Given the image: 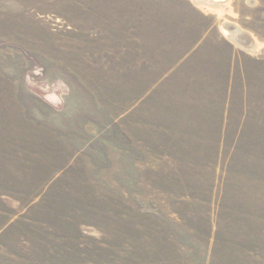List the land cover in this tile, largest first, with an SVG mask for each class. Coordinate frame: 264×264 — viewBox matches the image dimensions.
Segmentation results:
<instances>
[{
  "label": "rangeland",
  "instance_id": "obj_1",
  "mask_svg": "<svg viewBox=\"0 0 264 264\" xmlns=\"http://www.w3.org/2000/svg\"><path fill=\"white\" fill-rule=\"evenodd\" d=\"M225 2L0 0V264H264V0Z\"/></svg>",
  "mask_w": 264,
  "mask_h": 264
},
{
  "label": "crops",
  "instance_id": "obj_2",
  "mask_svg": "<svg viewBox=\"0 0 264 264\" xmlns=\"http://www.w3.org/2000/svg\"><path fill=\"white\" fill-rule=\"evenodd\" d=\"M186 61V60H185ZM189 64V62L187 61L186 63H182L179 67V70H181L183 68V66H187ZM231 73L233 74V71H231ZM230 79L227 80V86H226V91L227 92H232L234 90V87L235 85H229ZM228 98L227 100L224 101V105H223V114H221V116H217V117H214L212 120H210V122L212 123H215V133L216 136L214 138L217 139V141H219V145H220V149H222V144L224 143V141L228 138L227 137V130H228V107H229V102H228ZM242 118V116H241ZM242 127V125H241ZM202 138H205V137H202ZM242 138V135L241 133H238L236 136H235V139H241Z\"/></svg>",
  "mask_w": 264,
  "mask_h": 264
},
{
  "label": "bare ground",
  "instance_id": "obj_3",
  "mask_svg": "<svg viewBox=\"0 0 264 264\" xmlns=\"http://www.w3.org/2000/svg\"><path fill=\"white\" fill-rule=\"evenodd\" d=\"M196 1H200V2H204V1H208V2H210L211 4H213V5H218V6H222V5H224V3H226L225 1H227V0H196ZM231 26V25H230ZM228 28H230V30H232V31H234L235 33L232 35V38L233 39H235L234 41H242L243 42V39L245 40V41H247V37H246V35H244V33L243 32H241V31H239L240 29H235V28H233L232 26L231 27H228ZM231 32V31H230ZM235 35V36H234ZM248 42V41H247ZM249 43V42H248ZM251 48V47H250Z\"/></svg>",
  "mask_w": 264,
  "mask_h": 264
}]
</instances>
